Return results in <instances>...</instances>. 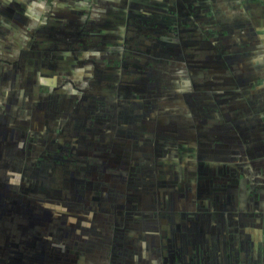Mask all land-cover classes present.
I'll list each match as a JSON object with an SVG mask.
<instances>
[{"label":"trees","instance_id":"16d2710c","mask_svg":"<svg viewBox=\"0 0 264 264\" xmlns=\"http://www.w3.org/2000/svg\"><path fill=\"white\" fill-rule=\"evenodd\" d=\"M141 1L142 4L139 1L138 10L132 14V17H129L130 13L127 11L128 8L118 5L116 11L119 10V12L116 13L119 17H117L116 23L102 22L100 20H89L83 24H79V20H77L78 22L76 23H61V27L58 28V31L56 27L54 28L56 31L55 37L54 35H50V42H45L47 49L53 50L52 52L46 51V53L49 55L53 54L54 58L46 60L43 54L42 56H37V53L33 55L32 53H27L25 50H20L21 53L16 56L17 58L19 57V60H14V65L18 67L20 71L29 74H27V76L22 75V90H20L19 86L16 84L19 77L13 78L14 80L11 78V82L15 85L13 86L15 89L7 92H2V89L0 90L3 103L10 100L9 104L13 106L12 108L19 109L21 108L20 106L28 105V103H24L27 96L34 101L47 94H51L52 96H63L61 100L56 99V103L51 105V108L56 109L59 114L56 116L50 115L49 118L44 117L42 120L43 123H40L39 118L42 117L39 116L40 113H44L46 110H42L41 107L40 110L34 109L31 112L33 118L30 116V118L27 119L28 115L24 112H20L21 109L18 112L21 114V119L19 120L23 128L21 133L24 132V141L21 143L18 141L14 149H16L17 146H24L27 148L31 140L37 141V144L34 145L36 149V151L34 150L36 158L30 159V161L35 164V168L32 169V172L37 174L35 176H41L40 183H33L32 188L28 186L30 191L24 188L23 190L26 194L22 193L21 196L16 195L17 191H15L16 189L13 185L15 182H19L21 178L28 177L30 175V170L25 172V164H23V169L22 167L19 169L14 167L12 164L19 162L17 159L15 161L11 159L10 161L6 159L3 161L0 160V171L6 169L8 173L4 183L11 185L9 186L8 194L5 193L3 196L4 202L2 201L3 204L1 206L5 209L3 210L4 213H13V215H15V213L18 212L24 213L28 208L38 211V216L36 217L45 220L44 222L42 220L41 223L47 227L44 233H46L48 237L54 236L53 232L48 231V229L55 230L59 227L63 228V230L68 233L76 229L79 232L80 228L77 224L73 222V225L67 226L66 222L58 220L60 219L59 217L76 215L77 213H73L77 212L78 207H83L84 212H89L88 210L91 212L99 209L104 203V199L102 198V193L106 192L103 190L104 188H109L111 190L114 187L112 191L123 193L120 188H118L124 183L121 175H124L128 169L132 168L135 170L137 167L133 166V164L139 166L141 163L145 165L144 168L151 169L154 179L149 185L153 187V194H160H157V188L159 187L165 193L173 195L174 198L176 197L175 190L171 187L174 182H176L177 172L182 169L180 165L183 166V163H180L184 160V165L186 163V167H192L191 160L195 161V155L192 154L193 151L185 155H177L174 148L176 150L179 146H188L187 142L189 141L196 140V143H198V133L200 137L204 139H210V134L207 135V132H204L202 130L203 128H197V125L194 126L195 129L192 128L194 129L193 131L184 126L181 128L179 127L181 131L179 129L176 131H166L170 127L173 128L172 120L169 117L164 118L166 115L176 116L178 113H182L183 116L178 115L182 121H184V119L186 120V117L190 118L192 115V119L190 118L191 123L195 120H199V116L206 117L214 122L219 120L222 130L224 129L221 134H224L223 137L227 138L229 141L223 142H225L228 147L231 145L236 149H240L239 151H241V149L244 151V143L238 130L240 122L242 123L244 120V118L241 119L240 104L244 103L245 105L246 103L243 91H250V101L256 99L254 96L256 94L254 90L255 86H253L256 81L254 77L256 76V72L253 71L255 70L256 61L242 58L239 52L236 53V45L238 42L235 40L227 44L230 45L232 53L234 51L238 56H232V58L225 60V62L230 65V68H221L219 63L221 64L222 60H220L221 58L218 59V55L223 52V45L217 40L210 42V33L214 30H211L212 28H210L209 20H206L207 22L205 23L192 21V10L194 5L190 6L191 4L184 1L179 9H176L175 3L174 10H171L168 9V7L171 6L169 5L170 2L167 3L165 0ZM70 29L76 34L73 37L67 38L66 35L62 34V30L68 32ZM24 41L25 40L20 42L21 45H24ZM35 41L34 39H29V41L26 40V45L24 46L30 47ZM41 46L42 45H40V48L44 47ZM204 49L209 50V52L210 50L212 52L216 51L217 53L211 56V59L208 57L207 61H210V63L204 65L195 64L199 62L195 59V51L201 52V50ZM73 50L77 51L76 55L73 57V61L75 62L74 65L68 66L67 69L59 67L60 63L58 64L56 61V59L59 58L58 55L60 56L59 60H66L64 58L66 57L65 54L61 55L59 53H69ZM241 58L243 61L245 60V63L251 66L253 64L252 69H244L245 66L243 62L237 60ZM69 60H72V58H69ZM36 62L37 65H35ZM43 63L49 64L50 67H54L52 74L47 77L55 75L58 81L68 78L69 81L74 83L75 81L72 77L75 74L73 70H78V76L74 77V79H79L81 81V78H86V80H84L85 82L81 81L83 86H80L78 89L72 88V93L70 95H64L66 93H60L62 89L57 85V82L54 83L49 81L47 83H42L38 81L44 77L41 72L36 74L37 83L33 82V75L30 74L32 72L31 70L34 72L39 71ZM238 63L240 64V67H238L244 72L245 81L247 80L246 82L249 83L250 87L248 86L247 89H243L244 87H241L234 80L235 77L239 78L238 75H236L240 73H237ZM47 65L43 66L47 67ZM177 65L187 67V73L189 74L190 72L194 74L195 71L207 75L209 74L210 80H208L206 84L211 85L210 91L200 95L198 94L199 88L206 86L205 83H193L192 85L187 83L188 85L184 87L181 86L180 92L174 88L172 92L166 93L165 97H163V100L166 101L164 105L159 104L161 99L159 96L160 93L157 90L149 91L148 95L153 93L150 95V103L144 101L146 98V93L143 95L144 92L152 90V87H164L168 83L172 84L170 80L174 81L182 76H186L187 73L185 74L183 70L176 74L174 69ZM30 67L31 70H29ZM14 69L15 67H13V70ZM13 70H10L12 75ZM27 71H30V73ZM240 74L242 75V72ZM181 79L178 80L182 81ZM216 79H218V81ZM155 81H157V83H154ZM31 84L37 87V90L35 89L37 96H31V93L27 92L32 89ZM51 85H54V87H51ZM262 85L264 88V82ZM38 90L46 93L43 95L38 92ZM23 92L22 104H20L21 102L19 100L16 102V99L12 98L15 96L18 98ZM155 92L157 95H155ZM8 95L11 96L8 97ZM130 95H135L136 99L132 98ZM119 100V106L114 107L115 102ZM9 104L7 103L8 106ZM68 105L74 108L70 110L68 114H64L66 106ZM112 106L116 110H119L118 113L120 117L118 116L117 118V125L112 126L111 120H108V123L103 125L102 128V133H104L103 136L96 134L97 131L95 126L99 123L97 114L99 111L104 112L108 109L111 117L112 114L110 112L112 111L111 109H113ZM145 106H150L151 108L155 106L156 109L153 111L156 117L151 116L149 119L141 120V118L134 117L129 110V108H133V110L139 114L140 111L136 110V108L142 109ZM118 107L121 109H118ZM75 108L78 109L75 111ZM71 111H74V113H71ZM7 114L6 112L2 115V122L5 126L3 135H6V132L10 131V129L6 128L7 125L5 124ZM79 116H84L85 124L87 122L90 126H88V124L85 125L84 121H82L83 119L80 120L78 118ZM110 119H112V117ZM146 120L148 123L145 122ZM163 120H165L166 123H171V125H165ZM211 120L209 121L206 119L203 121V124L209 125ZM80 121H82V124L79 123ZM159 122H161V124ZM191 123L188 122V124ZM197 124L200 126L202 123ZM81 125L83 126L81 127ZM90 128L92 129L89 130ZM225 128L231 130H226ZM47 130L49 131V135H46V132H48ZM191 132L192 134L194 133L195 139L192 138ZM109 133H112L113 136L109 137ZM145 133L148 134L145 135ZM180 134L181 137H179ZM3 135L0 136L1 149L10 146L8 144L10 141L7 139L9 137L6 135V138L3 137ZM160 135L162 136L160 138L163 140L161 143L163 144L165 142L167 145L166 147L160 144ZM34 136H38V138ZM3 141H8V143L3 144ZM40 141H42V143H39ZM146 141H151L153 143V148H150ZM207 145L209 144H206V146ZM211 145L213 151L218 149L216 147L220 146L218 143H211ZM151 151L154 153H150ZM34 152L32 151V154ZM24 156L25 159H27V151ZM158 156L164 158H160L159 160L157 158ZM236 156L237 159H239L240 154ZM236 156H234V160H237ZM199 157L201 159L202 156ZM197 159L199 158H196V160ZM9 162L12 164L10 165ZM128 163L130 164L128 165ZM99 176L102 180L104 179V181H101L105 184L103 188L101 187L103 192L101 188L98 189V187H96L97 182L93 181V177L99 179ZM127 176L128 173L125 178ZM29 180L30 179H28V181ZM2 181L3 179H1L0 182ZM160 183H162L163 187H161ZM128 185L129 182L125 184L126 190L128 189ZM140 189H136L135 191L137 198L139 195V197L148 195L146 188L143 190L142 188ZM18 190L20 193L23 191L20 188ZM114 193L109 196L110 199H112ZM176 201L177 200L172 204L173 206L176 204L184 205L181 200L179 203H176ZM19 202H21V204H19ZM35 203L37 204L36 206L33 205ZM20 205L23 210L18 209ZM108 205L112 207L109 200ZM25 207L28 208L25 209ZM32 209H29V212ZM78 215L81 216L82 214L78 213ZM81 217L85 216L82 215ZM73 221L77 223V220ZM19 224L20 223H18L17 226ZM121 231L122 230H120V232ZM127 232H131L130 227H128L126 233ZM79 234L82 238V234ZM79 234L76 235L77 238L80 237L78 236ZM134 237L135 236L132 235L128 238L133 239ZM150 240L152 241L151 237ZM69 254H71L72 262L76 263L77 261L73 259H78L77 255H79L80 252L75 248L74 252H69ZM44 256L43 254V257Z\"/></svg>","mask_w":264,"mask_h":264},{"label":"flooded vegetation","instance_id":"af4514ba","mask_svg":"<svg viewBox=\"0 0 264 264\" xmlns=\"http://www.w3.org/2000/svg\"><path fill=\"white\" fill-rule=\"evenodd\" d=\"M139 1L142 4L141 0H0V74L6 70H13L12 68L15 67L13 75L10 74L12 75L10 77L12 80H14L13 78L15 77H21L22 71L14 65V60H16L14 58L19 54L20 50H25L27 53H32L33 55L37 53V56H42L43 54L46 60L54 58L53 54L49 55L46 53V51L52 52L53 50H48L45 46V42H50V35H54L55 37L56 31L54 28L56 27L58 31V28L61 27V23H76L78 22L77 20H79V24H83L89 20L116 23L117 17H119L116 13L119 12V10L116 11L118 5L128 8L127 11L130 13L129 17H132V14L138 10ZM165 1L167 3L170 2L169 5L171 6L168 7V9L171 10H174L175 7L176 9H179L181 4L184 1H187L191 4L190 6L194 5L192 10L193 22L198 21L199 23H205L207 22L206 20H209L210 28H212L211 30H214L210 33V42L217 40L223 45V52L218 55V59L221 58L220 60H222L221 64L219 63L221 68H230V65L226 63L225 60L232 58V56H238L234 51L232 53L230 45L227 44L230 41L234 42L237 40L238 44L236 45V53L239 52L242 58L256 61L255 70H253L256 72V76H254L256 81L253 84V86H255L254 90L256 94L254 96L256 99L250 101V91H243L246 103L245 105L244 103L240 104V110L242 116L241 119L244 118V120L242 123L240 122L238 130L244 143V151L241 149L239 159H237L239 161L234 164L232 163V160L228 159H225L223 162L215 160L214 155L209 153V148L212 145L207 142H210V139L201 138L198 133L200 138L198 137L197 139V145L199 147L205 146L206 150L201 159L198 157L197 167L195 164L196 160L195 162L194 160L191 161L193 169H190L192 171H188L189 167H186V163L184 165V160L180 163H183V166L180 165L182 169L177 172L176 182H174L171 187L175 190V198L173 195L165 193L158 187L157 194H160H150V192L148 194L151 196H157V200L153 197V201H155L154 206L148 208H126V223L133 225L136 224V226L140 225L142 233L139 237L135 236L133 239H130L128 238L132 236L130 232L123 234L120 233L118 227L114 228L116 231L114 239H111L110 241L108 240L110 243L109 248L105 247L110 250V253H107L109 255L108 264H264V204L261 205L260 203L258 205V200L264 199V196H262L264 193V184L256 181L252 177H248V174L244 173L242 170L244 165L251 164V167L255 163H261L264 161V88L262 87V83L264 82V22L262 21L264 17V1ZM62 34L66 35L67 38H70L76 33L72 32L70 29L68 32L62 30ZM29 39H34L36 41L35 43H32L29 48H25V41H29ZM23 40H25L24 45H21L20 42H23ZM40 45L44 47L40 48ZM22 46H24V48ZM76 53L77 51L74 50L69 53H59L61 55L65 54L66 57L64 58L66 60H59L60 56L57 54L59 58L56 59V61L58 64L60 63L59 67L67 69L68 66L74 65L75 62L73 61V57ZM69 58H72V60H69ZM242 58L237 60L243 62L245 66L244 69H252L253 64L251 66L245 63V60L243 61ZM35 65H37V62ZM43 65L47 64L43 63L42 68L37 72L31 70V67L29 68V70L32 71L30 74L34 75L32 79L34 83L37 81L36 74L41 72L44 77L38 81H41L42 83H47L49 81L54 83L57 82V85L62 89L60 93H66L64 95H70L72 93V88L78 89L83 85L79 79L75 80L73 78L75 81L73 83L69 81L68 78L58 81L55 75L47 77L52 74L54 67L52 66V69L49 64L47 67H44ZM239 65L240 64L238 63L237 73L242 72V75L240 73L236 74L239 78L235 77L234 80L241 87H244L243 89H247L249 83L246 82L247 80L245 81L246 78L244 72L239 68ZM1 82L2 79H0V84ZM51 87H54V85H51ZM35 89L37 90V87H34V92ZM31 90L27 92L29 93ZM38 92L40 91L38 90ZM40 93L44 95L46 92ZM1 96L2 94L0 92V106H3L4 108L2 109L0 107V110L5 114L10 106V100L3 103ZM130 96L136 99L135 95ZM27 97L25 98L24 103H28V105L20 106L21 111L19 108L14 109L17 113L19 111L24 112L28 115V118H30V116L33 118L31 112L34 109L40 110V107L42 110H47L48 108L52 109L49 107L51 103L50 100H61L63 96H52L51 94H47L39 99L37 98L36 101ZM14 98L17 102V97L15 96ZM119 104L120 100L115 102L114 107L119 106ZM114 107L112 106L113 109H111L112 111L110 112L112 114V119H110L111 117L108 109L104 112L99 111L97 114L99 123L95 126L97 131L96 134L103 136L104 133H102V128L103 125L108 123V120H111V123L117 124V118L118 116L120 117V114L113 112V110H115ZM178 115L183 116L182 113H178ZM83 117L84 116H79L78 118L80 120L83 119L82 121H84ZM192 117L193 116L191 115L190 118L192 119ZM82 121L79 123L82 124ZM198 121L199 120L194 121L197 128H203V123L199 126L197 124ZM198 123L200 124V122ZM87 124L88 123L86 122L85 125ZM82 126L83 125H81V127ZM88 126H90V124H88ZM4 127L2 117H0V135H3ZM192 127L193 126L191 125L188 129L193 131L194 129H192ZM22 129V127L20 129L18 126L14 129L10 128V131L6 132V135L14 134L17 142L19 141L21 143L24 141V132L21 133ZM91 129L92 128L89 130ZM225 129L228 130L229 128ZM148 133H145V135ZM46 135H49V131L46 132ZM112 136V133H109V137ZM34 137L38 138V136ZM223 138L225 142H229L227 138ZM39 143H42V141ZM36 144V140H31V143L27 146V159H25V157L23 159L21 156L23 155L22 146H17L16 149L12 150L0 148V160L3 161L6 159L10 161L11 159L15 161L17 159L19 161L18 164L26 165L25 172L30 170V175L28 177L21 178L19 182L17 181L18 183L15 182L13 185L16 189L15 191H17L16 195L18 196H21L22 193L26 194L23 190L24 188L30 191L29 187L32 188L33 183H40L41 176H35L37 174L32 172V169L35 168V164L30 161V159L36 158V153L34 152V150L36 151L34 147ZM206 144H209L210 146L207 145V147ZM32 151L34 152L33 154ZM213 153H215V151H213ZM129 164L130 163H128V165ZM132 170L133 169L131 168L130 172ZM127 173L128 176L126 177V181L125 178H122L124 183L118 188H120L125 194L132 192L133 195H135L136 189L130 187V179H132L131 177L134 174ZM7 174L6 169L0 171V181L3 179V181L0 182V220L3 219L2 214H5L3 211L5 209L1 206L3 204L2 201L4 202L3 196L5 193L8 194L9 186H11L4 183ZM121 176L123 177V175ZM29 178L31 179L28 181ZM93 181L97 182L96 187H98V189L101 187L103 188L105 185L101 182L104 181V179L102 180L100 176L99 179L93 177ZM128 182L129 185L126 190L125 184ZM160 185L163 187L162 183H160ZM188 187H191L192 189H189ZM19 188L23 190L21 193L18 190ZM138 188H142V190L145 189V187L141 186ZM113 189L114 187L111 190L109 188H104L103 190L106 192H103L102 190V198L104 199L102 206H107L108 200L112 202L109 196L115 192L112 191ZM127 196L130 197L131 193ZM178 198L181 199L184 205L176 204L174 207H170L171 203L174 204L175 200H178ZM182 198H184L185 201L184 199L182 200ZM19 204H21V202H19ZM33 205L36 206L37 204L35 203ZM21 208V205L18 206L19 210H23ZM26 208L28 207H25V209ZM110 208L112 211L114 210V208ZM29 209L32 208L26 209L24 213L18 212L14 215L19 219L18 221L20 224L21 222L24 223L26 231L31 234L29 236L25 235L26 237L24 240H19V243L17 244L9 242L10 248H15L17 250L16 253L12 251L14 255L10 256L7 255V252L9 251L5 249L3 255H5L6 257L4 258L7 259V262L4 261L6 264L38 263L41 261L42 257L39 253L34 255L35 249L39 247L41 248V252H43L42 249L45 248L44 246H51L48 241L51 238L56 239L54 236L48 237V235L44 234L47 227L41 223V221L43 220L44 222L45 220L36 217L38 216V211L32 209L29 212ZM97 210L99 212L104 211L102 207ZM134 211L140 213H135ZM117 214H120V212ZM235 217H237V222L232 220ZM95 223H97V221H95L94 224ZM149 223H152V226L155 227L150 228V226L147 225ZM66 225H72L70 224V219ZM205 227H208L211 230L210 234H212V232L214 234L216 230L218 231L216 243L214 247L210 249L201 244L206 240L205 235H209V232L204 230ZM233 227L238 228L233 229ZM234 233H237L239 236L237 235L236 238ZM70 235L72 236V239L70 240L65 237L58 239L60 247L65 248L66 253L68 252L67 258L63 261L72 262L71 254H69V252L73 253L76 248L77 251L80 252V254L77 255L78 259H73L77 261L76 263L107 264L105 260H102L99 263L97 261L98 258L93 262L91 259L86 258L80 245L78 246L72 241L73 239L79 240V238L82 240V238H77L76 236L73 237L72 234ZM150 237L152 241L150 240ZM1 238L2 237L0 236V243L3 242ZM24 242L27 243L29 247V249L24 252L25 254L21 250V244H24ZM119 250L121 252H118ZM0 251H2V248H0ZM82 251L83 254L81 253ZM249 252H251V254H249ZM249 255L251 257H249ZM45 257L46 256L43 258ZM2 261L3 259L0 257V262Z\"/></svg>","mask_w":264,"mask_h":264},{"label":"rangeland","instance_id":"374dc122","mask_svg":"<svg viewBox=\"0 0 264 264\" xmlns=\"http://www.w3.org/2000/svg\"><path fill=\"white\" fill-rule=\"evenodd\" d=\"M25 48H29V46H26ZM19 53H21V51H19ZM216 53H217L216 51L212 52L210 50V52H209V50H206V49L201 50V52L195 51V53H194V54H196V58L195 59L199 61V62L197 61L198 63H195V64L204 65V64L210 63V61H207L208 57H210V59H211L212 58L211 56H214ZM16 58L17 57H15V59ZM16 60H19V57ZM178 67H183V68H178ZM174 70L176 71V74H178V72H181V70L185 71V74L188 72L187 67L181 66V65H177ZM27 72L30 73V71H27ZM78 72H79L78 70H73V73L75 75L74 76L72 75L73 76L72 78L78 76ZM10 74H11L10 70H6V71H4V72H2L0 74V79H2L1 84L3 83L2 84V88H1V84H0V90L2 89L3 90L2 92H7V91H11V90L15 89V87H13L15 85L11 82V77H10L11 75ZM27 74L28 73H26V72H22V75H24V76H27ZM190 74H191V72H190ZM190 74L187 73L186 74L187 77L186 76L185 77L184 76H182V77L180 76L182 79L181 78H178V79H181L182 81H179L178 79H176L174 81L170 80V82L172 84L168 83L164 87H160V88H157V87L153 88L152 87V90H148V92H144L143 95H145V93H146V95H145L146 98H145L144 101H148V103H150L149 102V100L151 98L150 95L153 94V93H150L148 95L149 91L157 90L160 93L159 96H160V99H161V102H159V104L164 105V104H166V101L163 100L164 99L163 97H165L166 93L172 92L174 90V88L178 92H180L181 91V86L184 87L185 85H188V84L192 85L193 83L194 84H199V83L204 84L205 83L206 86H204L202 88H199L198 94H200V95L201 94L203 95V93L210 91L211 85L206 84L208 82V80H210V75L209 74L207 75V74H204V73H198L196 71L194 72V74H191V75ZM22 75H21V77H19V79H18V81L16 83L17 86H19L20 90H22V88H21L22 87L21 81H22V77H23ZM33 76H32V78H33ZM218 79H216V80L218 81ZM84 80H86V78L85 79L81 78L82 82H85ZM157 81H155L154 83H157ZM81 86H83V85H81ZM31 87H32V90L30 91L31 96H34V95L37 96V94L35 93L36 91L35 92L33 91L34 90V85L31 84ZM22 95H24V92L21 93L20 96L17 98L21 102L20 104L23 103ZM155 95H157L156 92H155ZM161 95H162V97H161ZM10 96L11 95H8V97H10ZM12 98H14V97H12ZM53 100H55V99H51L50 100L51 103H50L49 107H51V105L56 103V101H53ZM145 103H147V102H145ZM71 105L66 106V110L64 111V114H68V112L70 110H73L74 107L71 106ZM155 106H154V108H151L150 106H148V107L145 106L142 109L136 108V110L140 111L139 114L135 110H133V108L132 109L129 108V110H130V112L132 113V115L134 117H137L139 119L141 118V120H144V119H149V117H151V116L152 117H156V115H155V113L153 111V110L156 109ZM12 107L13 106H11V107H9L7 109V113L8 114L6 115L7 116V120L5 122V124L7 125L6 128L14 129L15 127L18 126L21 129V122L19 120V119H21V117H20L21 114L17 113L16 110L14 108H12ZM1 108H3V106ZM77 109L78 108H75L74 110L76 111ZM118 109H121V108H118ZM1 111L2 110H0V117H2V115H4L3 112L1 113ZM113 112H117L118 113L119 110L115 109V110H113ZM71 113H74V111H71ZM58 114H59V112L56 109H49L48 108L44 113H40L39 117H42V118H39V121H40V123H43L42 120H43L44 117L45 118L46 117L49 118L50 115L56 116ZM170 116H172V117H170ZM166 117H169L172 120V127H173V128H171V127L168 128V130H166V131H170V130L176 131V130L179 129V127L180 128L183 127V126L184 127H189L191 125L193 126L192 128H194V126L196 125L194 121L191 123V120L188 117H186V120L184 119V121H182L178 115H176V116L175 115H166L164 118H166ZM199 117L200 118H199L198 122H200V123H203V121H205L206 119L209 120V121L211 120V119H208V118L203 117V116L202 117L199 116ZM2 119H3V117H2ZM163 121H164L165 125H171V123H169V122L166 123L165 120H163ZM145 122L148 123L147 120ZM188 122L191 123V124L189 125ZM159 123L161 124V122H159ZM220 124H221V122L219 120H217L216 122L211 120V122H209V125H204L203 124L204 127H203V129L202 128L201 129L204 132H208L209 131L207 133V135L210 134L209 135L210 136V145H211V143H218V145H220V146L216 147L218 149H215V153H213V155L215 157V160H220V161L223 162V161H225V159H228V160H232V163L235 164V163L238 162V160H234V158H235L234 156L239 155L241 151H239L240 149H236V148L232 147L231 145L228 147V145L225 142H223L224 141L223 140L224 139L223 138L224 134H221V132L224 129L222 130V127L220 126ZM111 125L115 126L117 124L111 123ZM229 130H231V129H229ZM0 136H2V135H0ZM191 136H192V138H194V133L192 134V132H191ZM3 137H6V135H3ZM7 137H9V138H7ZM7 137L6 138L8 139V141H10V143H8V141H3L2 143L3 144L8 143L10 146H8V148H6V149L7 150H12V149H14L16 147L17 139L14 136V134H12V135L9 134V135H7ZM160 137H162V136L160 135L159 138ZM179 137H181V134H180ZM214 140H215V142H214ZM162 141H163L162 138H160V144H162L161 143ZM146 143H147V145L150 148H153V143L151 141H146ZM187 143H188V146H182V147L179 146V147H177L176 150L174 148V151L176 152L177 155L178 154L185 155V154L190 153L191 151H193L192 154L195 155L194 156L195 160L199 156H204V152L206 150L205 146L199 147L197 145V143H196V140L191 141V142L189 141ZM162 145H164V147L167 146L165 142ZM22 151H23V155H21V156L24 159V157H25L24 154L26 155L27 148L23 146L22 147ZM175 152H174V154H175ZM212 152H213V148L211 146L209 153H212ZM150 153H154V152L151 151ZM200 153H202V154H200ZM232 153H233V155H232ZM157 158L160 160V158H164V157L158 156ZM236 159H237V156H236ZM220 161H218V162H220ZM130 162H132V161H130ZM9 163H10V165L12 164L11 162H9ZM195 164H196V167H197V160H196ZM12 165H14V167H16L18 169L21 168V167L23 169V165L22 164L21 165L18 164V162H16L15 164H12ZM250 165L251 164L244 165L242 167L243 172L248 174V177H252L256 181H259L260 183L264 184V161L261 162V163L260 162L259 163H255L251 167H250ZM133 166H135L137 168H135V170L133 169L131 171V173H133L134 175L131 177L132 179H130V185L132 183V185L130 187L131 188L134 187V189H138V190H139L138 187H140V186L141 187H145L146 190L148 191V194H149V192H150V194H152L153 193V187L150 186L149 183L153 181L154 177L152 175L151 169L144 168L145 165H142L141 163H140L139 166H137L136 164H133ZM190 168H192V167H189L188 171H192ZM129 170L130 169H128L127 172H130ZM127 172L124 173V175H123L124 178L127 175ZM29 179H31V178H29ZM126 179L127 178H125V181H126ZM188 188L192 189L191 187H188ZM128 194L130 195V193H128ZM128 194L120 193V192H115L114 193V196H112V199H111L112 202H110L112 204V208H114L113 211L109 207V205L102 206V208L104 209V211H102V212H99V211H96V210H93L91 212H90V210H88L89 212H84V208L83 207H78L77 208L78 209L77 212L73 213V214L77 213L76 215H73L72 217L71 216L59 217L60 219H58V220L61 221V222L68 223V220L70 219V224H72L73 222H74V224H77L79 226V228H80L79 232L76 229V230H73L72 232L68 233L65 230H63V228H61V227L56 228L55 230H48L50 232L51 231L53 232L54 238H56L57 240L51 238L48 242H49V244H51L52 247L48 246V245L44 246L46 248V249L45 248L42 249L44 252H41V248H39V247L35 249L34 255L35 254L37 255L39 253L41 255V257H42L41 261H39L38 263H35V264H83V263H75V262L63 261L64 259L67 258V253L65 252V248L60 247L59 241H58V239L61 238V237H65V238L70 240V239H72V236L70 234H72L73 237H74V236H76L79 233L82 234V240L81 239H79V240L73 239L72 241L75 242L78 246L80 245L81 249L84 251V254H85L86 258L91 259L92 262L98 258L99 260L97 259V261L99 263L102 260H105L107 262V264H108V262H109L108 261V256L109 255L107 253H110V250L107 249L110 246V243L108 242V240L110 241L111 239H114V234L116 233L114 228L118 227V229L122 230L120 233L125 234L126 231H127V228L130 227L131 228V232H130L131 235L136 236V237H139L140 234L142 233V231H141L142 228H141L140 225L136 226V224L133 225V224H127L126 223V214H125L126 208L127 207L128 208H130V207H136V208H138V207H142V208H144V207H146V208L152 207V206H154V203H155V201H153V197L155 198V200H157V198H156L157 196H153V195L152 196L151 195H146V196L144 195L141 198H139V197L137 198L136 194L133 196V193H131L130 197L127 196ZM262 196H264V193H263ZM183 199L184 198H182V200ZM180 200L181 199L178 198L176 203L177 202L179 203ZM184 201H185V199H184ZM260 203H261V205L264 204V199L258 200V205ZM170 207H174L172 205V203H171ZM118 212H120V214H117ZM134 212L135 213H140V212H136V211H134ZM78 213L84 215L85 217H81L82 215L79 216ZM2 218L3 219L0 220V236L2 237L1 239L3 240V242L0 243V248H2V251H0V257H1V259H3V261L0 262V264H6L7 259L4 258L6 256L3 255L5 249H7L9 251V252H7V255H10V256L14 255V253H16V250H17L15 248H10L9 242L17 244V243H19V240H24V238L26 237L25 235L29 236L31 233L26 231V227H25L24 223L21 222V224H19L17 226V224L19 222L16 221V220H19V219L16 216H14L13 213L2 214ZM72 219L73 220H77L76 221L77 223H75V221H73ZM232 220H234V222H237V217H235ZM95 221H97V223L94 224ZM147 225L150 226V228H154L155 227V226L154 227L152 226V223H149ZM234 228L237 229L238 227H233V229ZM151 230H153V229H151ZM204 230L208 231L209 235H205L206 240L204 242H202L201 244L203 246H205V247H208L210 249V248L214 247V245L216 243V239L218 238L217 237L218 231L216 230L214 232V234H213V232H212V234H210L211 230L208 227H205ZM44 234H46V233H44ZM234 234H235L234 236L237 238L238 234L237 233H234ZM210 235H212V236H210ZM78 236L81 237L80 234ZM13 241H16V242H13ZM5 242H7V243H5ZM21 245H22L21 246V250L23 251V253L29 249L27 243L24 242V244H21ZM209 245H210V247H209ZM105 247H107V248H105ZM45 250H46V252H45ZM12 251L14 253H12ZM83 251L81 252L82 254H83ZM118 252H121V251L119 250ZM43 254L46 256L45 258H43ZM249 254H251V252H249ZM249 257H251V256L249 255ZM4 261H6V262H4ZM97 261H95V262H97ZM139 262H140V260H139Z\"/></svg>","mask_w":264,"mask_h":264},{"label":"crops","instance_id":"0c3cea01","mask_svg":"<svg viewBox=\"0 0 264 264\" xmlns=\"http://www.w3.org/2000/svg\"><path fill=\"white\" fill-rule=\"evenodd\" d=\"M260 1H264V0H260ZM260 1H258V2H260ZM262 21L264 22V17H263V20Z\"/></svg>","mask_w":264,"mask_h":264}]
</instances>
